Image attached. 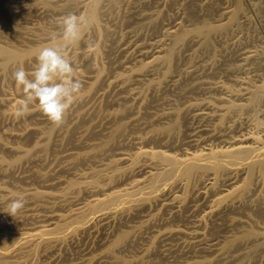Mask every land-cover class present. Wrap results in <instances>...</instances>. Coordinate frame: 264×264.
Returning a JSON list of instances; mask_svg holds the SVG:
<instances>
[{"label":"bare ground","instance_id":"obj_1","mask_svg":"<svg viewBox=\"0 0 264 264\" xmlns=\"http://www.w3.org/2000/svg\"><path fill=\"white\" fill-rule=\"evenodd\" d=\"M120 1L0 0V264H251L256 254L264 249V227L259 224L264 222V125L260 122H256L258 133L242 135L218 149L208 146L193 151L195 140L189 142L188 150L180 156L146 147L156 142L159 145L158 135L176 129L179 119L186 123L181 119L184 111H177L174 123L139 138L144 146L133 154L118 153L98 169L81 171L70 178L61 177L111 150L127 127L136 122V119L122 122L132 107L105 109L115 106L116 95L125 91L129 81H135V76L140 77L150 70L160 71L159 79L151 84L153 88L159 87L170 77L176 54L192 39L201 38L202 47H209L211 36L224 35L249 24L252 16L264 19V0H206L196 7L203 12L202 19L192 9L184 13L183 21L188 20L190 25L180 20L181 23L170 27L157 46L136 49L139 50L137 64L126 66L134 57L131 54L120 66L124 67L125 74L111 76L115 60L109 58L111 48L104 49V45L110 34L107 23L116 20L114 13ZM179 1L176 0L178 6ZM171 2L167 4L172 5ZM29 11L47 15L72 12L86 22L81 40L67 48L74 77L82 82L83 88L58 127L42 112L38 102L30 105L26 117L15 115L23 93L13 73L22 67L31 78L40 50L51 43L50 36L55 34L62 40L64 18L47 23L38 19L35 24H23L20 20ZM112 42L114 45V40ZM246 61L254 63V75L264 73V61L260 62L259 54H247ZM254 79H248L245 88L236 96L240 98L239 103L227 102L221 111V123L233 112H257L264 102V80L257 84L252 81ZM180 87L183 86L180 84ZM193 91L190 94L195 95ZM144 100L142 98V104ZM159 106L158 103L156 107ZM197 116L207 118L209 113ZM210 138V132H206L203 142H209ZM51 153L55 154L54 164L50 169H43L40 165L48 162ZM20 168L23 172L16 176ZM17 198L25 200L24 211L11 217L7 214L8 205ZM132 217L140 219L139 226L127 225ZM157 224L162 228L152 231L154 234L150 232L152 237L137 257L131 261L119 259L121 252L136 244L137 233L143 234L140 233L142 229L149 231ZM108 230L109 235L106 234ZM98 233L100 240L95 244L101 251L93 254L90 239ZM86 241L90 247L76 250L79 256L67 261L71 255L69 247Z\"/></svg>","mask_w":264,"mask_h":264},{"label":"rangeland","instance_id":"obj_2","mask_svg":"<svg viewBox=\"0 0 264 264\" xmlns=\"http://www.w3.org/2000/svg\"><path fill=\"white\" fill-rule=\"evenodd\" d=\"M169 1H172L171 2L172 5L170 3H169L170 5L167 4ZM177 1H179V0H177ZM186 1H188V0L179 1L180 3L178 6V4H177L178 2H176V0H151V2L149 0H136V1H134V0H132V1L131 0H121L120 4H119V9L116 10L114 13L116 20L115 21L110 20L109 21L110 23H107V26L110 30V34H109V37L107 38L105 45H104V49L106 47L111 48V50H110L111 55L109 56V58L111 57L113 61L117 60V62L114 61L115 70L111 74V76H117V75L125 74L124 67H120V66L122 63L127 61V58H129L131 54H133L134 57L132 60H129L131 62L128 61L126 66L136 65L137 64L136 61L139 60V58L137 57L138 51L140 49H142V50L143 49H151V48L157 46L158 44H160L165 39V33L171 29L170 27L171 26L173 27V25H175L179 22L181 23L183 21V19H185V17H183V16H186V14L184 15V13H187L188 11L193 10V12L198 13V16L201 17V15H203V12H199V9L197 10V8L200 7L206 0H189L188 3ZM148 2H149V5L147 4ZM189 2L191 4H193V3L194 4L190 5ZM165 3L167 6L165 5ZM14 5L20 6L19 3L18 4L14 3ZM23 5H24V3H23ZM184 5L186 8L182 7ZM186 5H188V6H186ZM170 6L171 7L174 6V7L171 8ZM176 6H178V7L176 8ZM131 8H133V9H131ZM168 8H171V9H168ZM185 9H187V11ZM32 12L29 11L26 14V17L24 16V18L22 20H20V22H22L23 24L24 23L35 24L38 22V19H40L41 23H43V22L47 23V22H49V20H52L55 18H65L68 15H74V13H72V12L61 13L62 15H59V14H53L52 15V13L51 14L48 13V15H47L46 13H41L40 11L34 12V13H32ZM131 12L132 13L136 12V13L133 15ZM162 12L164 13V16L161 17L160 15H163ZM173 12L175 13V15ZM180 13H183V14H180ZM126 14L128 16L125 18L124 16H126ZM129 14H131V15L129 16ZM33 15H35V17H33ZM44 15L47 17L45 20H44V18H45ZM173 15H174V17H173ZM119 16H121V18ZM202 17L200 19H202ZM171 18H174V19L171 21L170 20ZM119 19H121V20L117 24ZM33 20H36V21H33ZM157 20H158V23H156ZM180 20H182V21H180ZM252 20L253 21H251L249 24H243V26L238 28V29L234 28L231 31H229L227 34L211 36V38L213 40L210 38V46L209 47H202V44H201L202 39L201 38L192 39L186 45V47H183L182 49H180L181 51H187V52L183 53V52L179 51L176 54L174 64L172 67V73H171L170 77L165 79L164 81H162V83L159 85V87L153 88L151 84L153 81H156L159 79L160 71L150 70L147 74L140 75V77L135 76L134 77L135 79L133 78V80H135V81H132V80L129 81L126 90L123 92H120V93H118V95H116V99H118V100H117V103L115 104V106L108 107L105 109H106V111L108 109H109L108 111H110V110L124 108V107H129V108L132 107L131 109L133 111L131 109H129L127 111V113L130 112V114L126 113L127 115L126 114L125 115L127 117L124 115L125 117H123V118H125V119H123L122 122H129V121L134 120V119H136V122L127 127L124 134L118 138V140L116 141L117 143L114 144L112 149L109 150L108 152L104 153V154H101L98 158L99 160L98 159H95V160L91 159L89 161H86L84 163V165L82 164V166L77 167L70 174H68L69 176L68 175H66V176L61 175V177L63 176L62 178H70V176L72 177L73 175H75L81 171H89V170L98 169L99 165L104 164V163H108L111 159L116 158L118 156L117 155L118 153H120V154H133L134 152L137 151V149L142 148V146H144V144L142 143L141 140H139V138L147 137L148 135H150L154 131L162 129L163 127H166L167 125L174 123L176 120V118L174 117V113H176L177 111H181V112L184 111V114L182 116L183 118L181 117V119H185L186 123L184 124V120L179 119V122L177 123L178 125H177L176 129L170 130L168 132H163V134L161 133L160 135H158V142H159L158 144L159 145H157V142H156L155 144L154 143H152L150 145L146 144L147 145L146 147L152 148L154 150H163L166 153L180 156V155H182V153H184V151L188 150L187 146L191 140H195V142L192 144L193 147H191V149L193 151L194 150L198 151V150H201V149L206 148L208 146H211L213 148L218 149V148L227 146L228 143L233 142L235 139L239 138L242 135L254 134V132H255V134L258 133V127L256 126V122H260V123H262L261 125H264V105H263L264 102L261 104V106L259 107V109L257 110L256 113L233 112V113L228 114L222 123L220 122V116L222 115L221 111L227 106V102H234V103L240 102L239 101L240 98L236 97V96L240 95L242 90L245 88V83L248 82V79H254L255 78L252 81L253 82L256 81L257 84L261 83L264 80V79H262V78H264L263 77L264 73H260V74H258V76L254 75V73H255L254 69H253L254 63L246 61L247 54H255V53L260 55V62L262 61V63H263V61H264V51H263L264 50V42H263L264 41V30H263L264 29V19H263V21H261L258 17L252 16ZM184 21H185V23H184ZM184 21H183V24H185L186 26L190 25V24H188V20H184ZM124 23L125 24L127 23L126 26H124L125 25ZM167 24H169V25H167ZM117 29H118V31H117ZM156 29H157V31H156ZM151 32H152V35H151ZM140 34H142V35H140ZM116 37H118V38H116ZM146 37H147V39H146ZM153 37H154V39H153ZM140 38H142V40ZM125 39H126V41H125ZM113 40H114V45H112ZM259 40H261V41H259ZM109 42H111V43H109ZM122 42H124L123 45H121V47H118L120 44H122ZM194 42H195V44H192ZM258 42H260L261 44ZM248 44H249V46H248ZM189 47H191V48H189ZM185 48H187V49L185 50ZM123 49H124V52L122 51ZM136 49H139V50H136ZM231 50H233V51L229 52ZM118 51H120V52H118ZM116 54L119 58L121 57V59L117 58ZM180 54H182V55H180ZM184 57H186V58H184ZM234 57H236V58H234ZM223 58H224V60H223L224 62L222 61ZM183 59H184V61H183ZM233 59H234V61H232ZM105 61H107V59L104 60V62ZM221 61H222V63H221ZM219 63L221 66L219 65ZM216 67H218L217 70H216ZM212 68H214L215 70ZM205 69H207V70H205ZM211 69L213 71H211ZM173 71H175L176 73ZM196 71H198V72H196ZM215 72H217V73H215ZM207 73H209L210 75L212 74V76H211L212 78L208 77L209 74H207ZM202 74H203V76L205 75V77L202 78ZM213 74H215V75H213ZM261 74H262V78H260ZM188 76H190V77H188ZM171 77H173V78H171ZM199 77H200V79H198ZM214 77H216V78H214ZM258 77L260 78V80ZM185 80H186V82H185ZM202 82L204 84H202ZM179 83L183 87H180ZM209 83H211V84H209ZM178 84H179V86H178ZM231 84H233V85H231ZM235 84H237V85H235ZM164 85H165V87H164ZM176 86L179 89H177ZM7 87H5V90L9 91V89ZM161 87H163V89H161ZM166 88L169 89L168 91L170 93H168ZM190 88L192 90H189ZM193 89H194V91H193ZM212 90H214L215 92L214 91L212 92ZM217 90H218V92H217ZM163 91L165 93H163ZM187 91H191V92H187ZM192 91L195 95L190 94V93H192ZM200 91H202V92L200 93ZM149 93H151V94H149ZM204 93H206V94H204ZM168 95L171 97H169ZM174 96H175V98H174ZM149 97H150V99H149ZM152 97L154 98L153 101H152V99H153ZM122 98H125V99H122ZM142 98H145V100H144L145 104H148L150 107H153V108L149 107V109H148V105L145 106V104H142L141 103ZM179 99H181V100H179ZM189 99H191V100H189ZM183 100H185V101H183ZM216 101H218L220 103H217ZM223 101H225L226 103H224ZM151 102H153V104ZM171 102H172V105H170ZM134 103H136V104H134ZM158 103L160 106L156 107L158 105ZM180 103H182V104H180ZM144 107H147V108H144ZM142 108H144V109H142ZM208 109H210V110H208ZM157 110H160V111L157 112ZM217 110H218V112H217ZM189 111H190V113H189ZM198 113H200V114L201 113H209V117H207V118H203V117L199 118L198 116L196 117V114H198ZM144 115H146V117H144ZM172 115H173V117H171ZM165 116H166V118L163 119V117H165ZM157 119H160V120H157ZM153 120L156 121V123H158V125ZM187 123H189V124H187ZM181 124L182 125L184 124V125L182 126ZM132 125H133V127H132ZM233 127H236V128H233ZM188 129H190V130H188ZM186 130H188V132ZM201 130H203L202 134H200ZM206 132H210L211 138H210L209 142L204 143L203 139L206 136ZM191 135H193V136H191ZM161 136H163V137H161ZM180 138H183V139H180ZM130 139H132V140H130ZM172 139H173L174 143H173ZM215 139H217V140L215 141ZM178 140L179 141L181 140V141L179 142ZM199 141H200V143H199ZM136 142L138 145L136 144ZM184 142H186L187 144ZM202 142H203V144H201ZM121 143H122V145H121ZM131 143H133V144H131ZM171 143H173V144L171 145ZM169 144H170V146H169ZM131 145L133 148L131 147ZM181 145H183V147ZM161 146L163 148H161ZM159 148H161V149H159ZM171 148H172V150H171ZM113 149L116 151L112 152ZM110 151L113 154H115L116 156L113 155ZM54 156H55V154L51 153L48 157V159H50V161L47 159L48 162L45 165L39 164L40 167H42L43 169H50L52 167V165L54 164V159H53ZM83 168H85V170ZM20 171L23 172V169L20 168V169L16 170V176L21 174ZM126 183H128V181ZM238 184H240V183H238ZM17 185L20 187L23 186L21 183H17ZM23 211H24V208L19 213H23ZM132 222H134V223H132ZM139 223H140L139 218L136 219L135 217H132L129 219V223H127V225L128 226H139ZM259 224L264 227V225H263L264 222L261 221ZM160 227L162 228V226H159V224H157V227L156 226L150 227L149 231L147 230L148 228L142 229V231L140 233H143V234L137 233L134 237L135 238L134 241L137 244V245L135 244L132 247L134 251L133 250L131 251L132 248H130L128 250H125L124 252H121L118 255L119 259L131 261L135 257H137L139 255V253L146 248V246L148 244V240L154 234L153 232H156L158 229H160ZM108 232L110 234V230H108L106 232L107 235H109ZM150 232H152L153 234ZM147 233L149 235H147ZM96 236L98 238H96ZM99 237H100V234L98 233L90 239V241L93 242L91 244L92 248H94L93 254H98L101 251L100 250L101 248H99V247L96 248V244H95L100 240ZM94 240H96V241L94 242ZM88 243L89 242L86 241V242H80L77 245L74 244L73 246H70L69 249L71 248V250H70L71 255H69V259L67 261L70 262L71 259H73V260L76 259L79 256L78 255L79 252L76 253V250H83V248L86 249V247H90V243H89V245H87ZM128 251L131 253H129ZM135 251H136V253H135ZM259 253L256 254L257 256H255L252 259L251 264H253V262H255V260H257V262L254 264H264V249ZM132 254L134 256H132ZM75 256H76V258H75ZM262 260H263V263H261ZM162 264H167V262L162 263Z\"/></svg>","mask_w":264,"mask_h":264},{"label":"clouds","instance_id":"obj_3","mask_svg":"<svg viewBox=\"0 0 264 264\" xmlns=\"http://www.w3.org/2000/svg\"><path fill=\"white\" fill-rule=\"evenodd\" d=\"M61 23L62 40L55 34L50 36L51 43L40 50L31 78L22 67L13 73L23 93L15 113L17 118L26 117L30 105L38 102L42 112L58 127L64 122L68 110L83 88L82 82L74 77L67 48L81 40L86 22L75 15H68ZM24 207L23 198L14 199L8 205L7 214L15 217Z\"/></svg>","mask_w":264,"mask_h":264}]
</instances>
